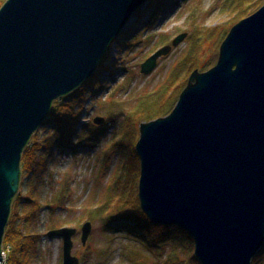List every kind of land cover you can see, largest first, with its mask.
I'll return each mask as SVG.
<instances>
[{"label":"water","instance_id":"95a60500","mask_svg":"<svg viewBox=\"0 0 264 264\" xmlns=\"http://www.w3.org/2000/svg\"><path fill=\"white\" fill-rule=\"evenodd\" d=\"M148 0H7L0 9V264L25 148L54 102L92 78ZM187 37L159 50L158 60ZM104 118L94 123L102 125ZM140 207L194 240L199 264H252L264 246V6L235 26L217 64L194 71L173 111L140 127ZM92 224L82 228L87 245ZM78 231L63 240V264Z\"/></svg>","mask_w":264,"mask_h":264},{"label":"rangeland","instance_id":"374dc122","mask_svg":"<svg viewBox=\"0 0 264 264\" xmlns=\"http://www.w3.org/2000/svg\"><path fill=\"white\" fill-rule=\"evenodd\" d=\"M263 6L264 0H148L96 74L54 102L67 118L64 129L48 119L36 131L29 143L38 144L36 163L22 175L16 195L19 214L31 216L16 227L33 236L32 264H63V240L47 236L61 228L78 231L73 255L81 264H199L193 238L180 228L169 227L174 231L166 241H156L133 220L142 211L140 127L170 114L191 74L213 68L232 27ZM183 34L152 73L142 74L150 57ZM99 117L102 125L94 123ZM86 222L92 232L83 246ZM253 264H264V246Z\"/></svg>","mask_w":264,"mask_h":264},{"label":"trees","instance_id":"16d2710c","mask_svg":"<svg viewBox=\"0 0 264 264\" xmlns=\"http://www.w3.org/2000/svg\"><path fill=\"white\" fill-rule=\"evenodd\" d=\"M60 111L61 110L57 109L56 106L55 109L53 107V110L48 119L51 123L55 124L56 127H59L60 129H64L63 128L64 123L66 122L67 118L62 116ZM72 118L73 117L71 116L70 119ZM35 146L38 147V144L36 142L33 144V146L29 145L27 149L25 148L23 152L22 163H21L22 164L21 178L24 172L31 171L32 167L36 163V157H35L36 152L33 150V147ZM17 200L18 198H15L13 200V204L15 203V208L13 210V213H11V217L6 229V234L4 239V246L6 248L10 247L6 264H32L33 255L36 253V247H35V242L33 240V236L27 233L25 234L23 232V228L16 227V222L19 219L28 220L30 219L31 216L19 214L17 210ZM134 213H136V217L134 216L133 220L136 222L140 221L141 225L145 226L146 228V230H144L145 233L147 235L154 236L156 241H162L163 239L165 240L166 236L168 237V235L172 233V231H174L172 229H169V227H163L153 224L147 218V216H145L144 213L140 210H137ZM167 229H168V233H165ZM142 233L144 234V232Z\"/></svg>","mask_w":264,"mask_h":264},{"label":"built area","instance_id":"2783aa9c","mask_svg":"<svg viewBox=\"0 0 264 264\" xmlns=\"http://www.w3.org/2000/svg\"><path fill=\"white\" fill-rule=\"evenodd\" d=\"M8 253H9V249L8 248H3L2 249L3 264L7 263Z\"/></svg>","mask_w":264,"mask_h":264},{"label":"bare ground","instance_id":"6f19581e","mask_svg":"<svg viewBox=\"0 0 264 264\" xmlns=\"http://www.w3.org/2000/svg\"><path fill=\"white\" fill-rule=\"evenodd\" d=\"M130 22H132V19L129 21V23L127 24V26L125 27V29L123 31H125L126 28L130 25Z\"/></svg>","mask_w":264,"mask_h":264}]
</instances>
